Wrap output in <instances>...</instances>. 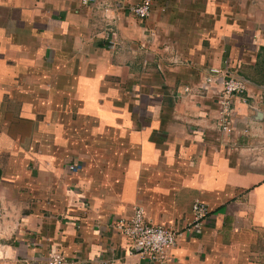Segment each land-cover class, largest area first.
<instances>
[{
  "label": "crops",
  "instance_id": "1",
  "mask_svg": "<svg viewBox=\"0 0 264 264\" xmlns=\"http://www.w3.org/2000/svg\"><path fill=\"white\" fill-rule=\"evenodd\" d=\"M140 1L0 0V264H143L110 222L182 227L195 200L164 264H264V0ZM211 68L259 84L231 132Z\"/></svg>",
  "mask_w": 264,
  "mask_h": 264
},
{
  "label": "built area",
  "instance_id": "2",
  "mask_svg": "<svg viewBox=\"0 0 264 264\" xmlns=\"http://www.w3.org/2000/svg\"><path fill=\"white\" fill-rule=\"evenodd\" d=\"M83 1L87 2L88 0ZM151 9L152 0H141L138 4L130 6L133 14L140 19L149 17ZM111 33L116 34L113 30ZM206 73L199 89L205 92L211 90L214 88V86L212 87L213 76L215 74L220 76V80L217 81L218 89L215 92L218 105L217 124L223 131L231 132L234 129V121L230 118L234 111L233 97L246 95L251 82L242 76L230 75L229 72L226 73L218 69L211 68ZM188 91V88H185V92ZM69 168L74 171L79 168V165L71 164ZM191 214L192 219L186 225L173 227L147 221L143 208L135 206L130 219H115L110 222V226L114 231L124 236L129 244V252L138 255L143 264H164L168 250L177 244V240L182 236L191 235L207 220L208 205L201 200H195L191 206ZM109 260L100 259L95 264H111ZM78 261L79 259L75 258L67 262L63 255L51 251L47 255L46 264H76Z\"/></svg>",
  "mask_w": 264,
  "mask_h": 264
},
{
  "label": "rangeland",
  "instance_id": "3",
  "mask_svg": "<svg viewBox=\"0 0 264 264\" xmlns=\"http://www.w3.org/2000/svg\"><path fill=\"white\" fill-rule=\"evenodd\" d=\"M155 1H156V0H155ZM177 1L179 2L178 4H177ZM260 1H261V0H260ZM165 2H166V0H159V2H158V0H157L156 3H157L158 6H163V7H164V6L167 5V4H166L167 2H166V3H165ZM168 2H169V4H173V3H174L175 5H179V4L182 2V0H168ZM154 3H155V2H154ZM241 8H242V7H241ZM242 9H243V8H242ZM165 13H166V12H165ZM166 14H167V13H166ZM105 16H106V14H105ZM174 16H175V15H174Z\"/></svg>",
  "mask_w": 264,
  "mask_h": 264
},
{
  "label": "trees",
  "instance_id": "4",
  "mask_svg": "<svg viewBox=\"0 0 264 264\" xmlns=\"http://www.w3.org/2000/svg\"><path fill=\"white\" fill-rule=\"evenodd\" d=\"M249 82H252L253 84H257V85H259L258 83H255V82H253L252 80H250L248 77H246V76H244Z\"/></svg>",
  "mask_w": 264,
  "mask_h": 264
},
{
  "label": "water",
  "instance_id": "5",
  "mask_svg": "<svg viewBox=\"0 0 264 264\" xmlns=\"http://www.w3.org/2000/svg\"><path fill=\"white\" fill-rule=\"evenodd\" d=\"M262 114H261V112H258V116L260 117Z\"/></svg>",
  "mask_w": 264,
  "mask_h": 264
}]
</instances>
